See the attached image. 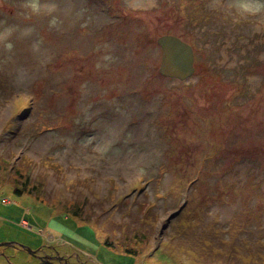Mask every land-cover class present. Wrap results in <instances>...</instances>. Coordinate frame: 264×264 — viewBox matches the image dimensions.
<instances>
[{
    "label": "rangeland",
    "instance_id": "obj_1",
    "mask_svg": "<svg viewBox=\"0 0 264 264\" xmlns=\"http://www.w3.org/2000/svg\"><path fill=\"white\" fill-rule=\"evenodd\" d=\"M165 34L185 81L158 72ZM1 243L0 264H260L264 0H0Z\"/></svg>",
    "mask_w": 264,
    "mask_h": 264
},
{
    "label": "water",
    "instance_id": "obj_2",
    "mask_svg": "<svg viewBox=\"0 0 264 264\" xmlns=\"http://www.w3.org/2000/svg\"><path fill=\"white\" fill-rule=\"evenodd\" d=\"M156 42L161 47L158 72L164 77L185 81L194 71L191 45L172 34L161 35ZM11 245L13 243L0 244V246ZM35 252L28 249L30 254Z\"/></svg>",
    "mask_w": 264,
    "mask_h": 264
},
{
    "label": "flooded vegetation",
    "instance_id": "obj_3",
    "mask_svg": "<svg viewBox=\"0 0 264 264\" xmlns=\"http://www.w3.org/2000/svg\"><path fill=\"white\" fill-rule=\"evenodd\" d=\"M35 260H38L36 263H47V264H65L67 260L64 257L60 258V256H55V254L47 253V251L39 250L35 252L33 255Z\"/></svg>",
    "mask_w": 264,
    "mask_h": 264
},
{
    "label": "trees",
    "instance_id": "obj_4",
    "mask_svg": "<svg viewBox=\"0 0 264 264\" xmlns=\"http://www.w3.org/2000/svg\"><path fill=\"white\" fill-rule=\"evenodd\" d=\"M28 182L29 181V178H28V176L26 175L25 177H24V179H23V184H25V182ZM14 192L17 194V195H19V196H22L23 195V193L21 192V190L20 189H14ZM41 203H43L42 201H40ZM70 214V216H72V217H74V218H77L78 219V217H79V214H77L76 212H72V213H68V212H66V214L65 215H69ZM79 220V219H78ZM80 221V220H79ZM104 244L105 245H107V246H111L110 245V243L109 242H104ZM264 244V243H263ZM123 252H125V253H127V254H134V255H137V252H136V250L135 249H133V248H130V249H127V248H125L124 249V251ZM258 255V257H255V260L254 261H256L257 263H260V264H264V254L263 253H258L257 254Z\"/></svg>",
    "mask_w": 264,
    "mask_h": 264
}]
</instances>
